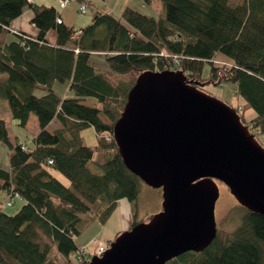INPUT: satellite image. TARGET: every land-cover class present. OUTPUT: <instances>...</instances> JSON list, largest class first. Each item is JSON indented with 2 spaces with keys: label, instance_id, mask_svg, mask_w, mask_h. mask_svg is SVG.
<instances>
[{
  "label": "trees",
  "instance_id": "trees-1",
  "mask_svg": "<svg viewBox=\"0 0 264 264\" xmlns=\"http://www.w3.org/2000/svg\"><path fill=\"white\" fill-rule=\"evenodd\" d=\"M159 1L165 18L131 8L120 15L94 8L92 23L79 28L59 23L55 7L0 0V35L27 9L34 11L32 23L39 29L37 37L17 33L16 41L0 43V112L10 113L22 129L35 115L40 128L34 138L13 143L0 118V142L11 153L9 169H0V192L8 199L0 203V264H90L75 237L91 222L105 224L122 199L133 205L132 227L149 218L138 212L148 186L126 167L113 137L128 94L145 72L181 71L202 91L236 84L256 117L248 123L234 109L257 138L264 136V0L235 6L230 0ZM98 58L107 71L96 65ZM206 63L211 70L204 77ZM107 74L131 79V89ZM56 83L68 84L74 98L61 97ZM89 99L100 108L84 104ZM89 128L97 135L94 146L84 143ZM17 198L25 204L10 216L4 206ZM240 207L241 224L230 236L218 231L204 252L167 264H264V216Z\"/></svg>",
  "mask_w": 264,
  "mask_h": 264
},
{
  "label": "water",
  "instance_id": "water-1",
  "mask_svg": "<svg viewBox=\"0 0 264 264\" xmlns=\"http://www.w3.org/2000/svg\"><path fill=\"white\" fill-rule=\"evenodd\" d=\"M113 137L126 167L162 190V210L120 233L90 264H167L204 252L218 235V182L264 216V146L234 108L183 72L141 74Z\"/></svg>",
  "mask_w": 264,
  "mask_h": 264
},
{
  "label": "rangeland",
  "instance_id": "rangeland-1",
  "mask_svg": "<svg viewBox=\"0 0 264 264\" xmlns=\"http://www.w3.org/2000/svg\"><path fill=\"white\" fill-rule=\"evenodd\" d=\"M122 1L128 2L130 0H122ZM242 1L243 0H230V5L235 6L241 3ZM151 2H152L151 8L155 10V14H156L155 17L157 19L165 18L166 8L163 5V3L160 2L159 0H152ZM77 4H78L77 2H74L69 6V9L72 8L74 10L73 15L80 17H91L92 20L95 9L93 7H89L88 14L84 15L79 12L80 6ZM90 24H85L84 27ZM219 61L224 62L222 57H219ZM101 62L105 64L104 61ZM103 70L107 71V66L106 69ZM210 70H211L210 64L206 63L203 73L204 77L209 76ZM112 78L114 83L124 84L127 86L128 90H130L133 85V81L131 79H120L113 75ZM57 84L58 83H56V85L54 86V90L57 93L61 94L62 92L65 91L66 95H68V98H74V94L72 92H69L68 84H64V85L61 84L62 86H59ZM204 89L205 90L203 92L205 94L226 103L232 108L240 109V111L244 113L243 115L246 122L249 123L256 117L255 111L250 106L247 105L246 101L242 97H240L237 94L238 87L236 84L223 83L220 86H215L212 84ZM39 95L42 94L39 92ZM84 104L90 107L100 108V105L94 99H89L86 102H84ZM0 118L6 121L8 132L10 135V140L13 143L18 142L19 140L21 142H25L26 140L32 139L40 133L38 119L35 115H32L27 129H22L21 127H19L17 121L12 119L10 113L0 112ZM57 124L58 123L56 122L54 125H52L51 129L55 128V126L58 127ZM82 135L85 145L87 146L96 145L98 140L95 130L93 128H89L85 130ZM262 141L264 142V136L262 137ZM10 154L11 153L9 147L4 143L0 142V169H6V170L9 169ZM95 171L99 175L102 174V171L100 170H95ZM55 175L62 183H64L66 186H69V182L64 176H62L59 173H55ZM218 185L220 188V198L216 205L217 228L218 231L220 232V235L223 238H227L240 226L242 219V209L240 207V204L231 195L230 190L221 182H218ZM146 188L147 191L140 196V199L138 201V209L141 217H145L147 215L152 216L157 214L155 212V208L157 207L156 205L157 198H155L156 196L155 194L158 195L160 194L161 196L160 208H162V203H163V194L160 189H153L151 187H146ZM5 200H6V195L0 192V203L4 202ZM22 203L25 204V201L22 198H17L15 203L11 207L6 208L4 206V211L8 215L14 216L23 207L24 204L22 205ZM125 221L126 218L123 215L122 209L116 210L111 216V218L105 224H102L99 221L91 222L90 225L85 229V231L81 235L75 237V242L77 246L81 249L82 248L84 249V246H87L90 243L89 246H87L88 248H86L87 253L85 256L90 261L93 256L99 254L100 244L103 243L107 246L108 242L110 240H115L118 234L129 230L125 227ZM95 239H97L98 243L95 242Z\"/></svg>",
  "mask_w": 264,
  "mask_h": 264
},
{
  "label": "crops",
  "instance_id": "crops-1",
  "mask_svg": "<svg viewBox=\"0 0 264 264\" xmlns=\"http://www.w3.org/2000/svg\"><path fill=\"white\" fill-rule=\"evenodd\" d=\"M76 2L78 3L77 5H79L80 7L82 5L87 6V13L86 14H88L89 7H93L95 9H97V8L103 9L106 12L112 13L114 15H120L126 8H131V9L136 10V11H138V12H140L146 16H149V17H155L156 16L155 10H153L151 8V5L146 4L143 0H130L128 2H126V1L123 2L122 0H77ZM31 3L34 6L46 5V6H52V7L57 8L61 14L62 21L68 26H77L79 28H84L85 24H90L92 21L91 17H80V16H76V15L74 16L73 15L74 10L72 8L69 9V6L72 3L62 10L60 9V4H59L58 0H31ZM33 13H34V11L32 9H27L25 11V13L19 19H17L15 22H13V24L11 25L10 28H7V30L4 34L0 35V43L16 41L17 40V38H16L17 33L26 34V35L31 36V37H37L39 34V29L32 23ZM48 38H49L50 42H55L56 41L55 33L50 32L48 34ZM101 61H103L102 58L96 59L95 60L96 65L99 68L106 69V65L104 63H102ZM108 77L113 81L112 75H108ZM57 85L62 86L59 83ZM58 94L63 98H65V97L68 98V95H66L65 91L62 92L61 94L60 93H58ZM54 124L55 123H52L50 126H52ZM146 189L147 188H145L143 190L141 195L147 191ZM155 195L157 196V197L155 196V198H157V201H156L157 207L155 208V212L158 213L162 210V208H160L161 196H160V194L159 195L155 194ZM158 197H159V199H158ZM139 199H140V197H139ZM22 205H23V203H22ZM120 209H122L123 215L126 218L125 227L127 229L131 228V226L133 225V222H134L133 205L128 200L122 199L119 201L118 208L116 210H120ZM138 212H139V209H138ZM153 214H155V213H153ZM147 216H145V218ZM141 218H144V217H141ZM96 240L97 239H95V241ZM92 241H90V242H92ZM89 244L87 246H89ZM87 246H84L86 253H87L86 248H88Z\"/></svg>",
  "mask_w": 264,
  "mask_h": 264
},
{
  "label": "built area",
  "instance_id": "built-area-1",
  "mask_svg": "<svg viewBox=\"0 0 264 264\" xmlns=\"http://www.w3.org/2000/svg\"><path fill=\"white\" fill-rule=\"evenodd\" d=\"M28 1L31 2V0H28ZM58 1L60 4V9L62 10L64 8H66L67 6H69L71 3L76 2L77 0H58ZM79 12L85 15L87 13V6L82 5L79 9ZM57 21L59 23H61L62 17L58 18ZM12 202H13V199H9V202L7 203V205L11 206ZM95 242L98 243L97 240ZM106 249H107V247L105 246V244H100L99 245V254H97V255L99 256V255L103 254L106 251ZM83 255H86L85 249H82L81 256H83Z\"/></svg>",
  "mask_w": 264,
  "mask_h": 264
}]
</instances>
